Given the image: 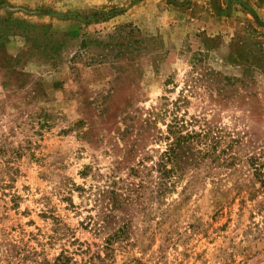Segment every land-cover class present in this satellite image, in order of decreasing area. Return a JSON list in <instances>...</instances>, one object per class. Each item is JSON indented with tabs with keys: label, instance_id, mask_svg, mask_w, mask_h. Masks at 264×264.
Masks as SVG:
<instances>
[{
	"label": "rangeland",
	"instance_id": "obj_1",
	"mask_svg": "<svg viewBox=\"0 0 264 264\" xmlns=\"http://www.w3.org/2000/svg\"><path fill=\"white\" fill-rule=\"evenodd\" d=\"M258 167L264 0H0V264H264Z\"/></svg>",
	"mask_w": 264,
	"mask_h": 264
},
{
	"label": "trees",
	"instance_id": "obj_2",
	"mask_svg": "<svg viewBox=\"0 0 264 264\" xmlns=\"http://www.w3.org/2000/svg\"><path fill=\"white\" fill-rule=\"evenodd\" d=\"M13 24L18 25L19 28L23 30L24 33L29 38H36L34 40L35 42L38 43V45L45 51V52H51L57 48V45L61 44V40L57 38L54 33L49 31L46 27L39 28L36 25L25 23L23 21H12ZM128 26V25H127ZM256 31L255 29H252ZM33 40V39H32ZM240 40V39H239ZM89 43L88 37L83 39L82 41V46L86 47ZM244 53L241 51H237L234 59L236 61H241L244 60ZM175 134V139L174 141L170 144L169 150H168V158L173 162V168L179 167L180 164L177 161L178 159V154H179V149L182 148V144L191 137L192 133H187L186 135H183L182 133H174ZM253 165L255 167L259 166L260 163L258 164L256 157L253 158ZM257 170V176L261 179L262 185H264V174L261 173V168L258 167L256 168Z\"/></svg>",
	"mask_w": 264,
	"mask_h": 264
}]
</instances>
